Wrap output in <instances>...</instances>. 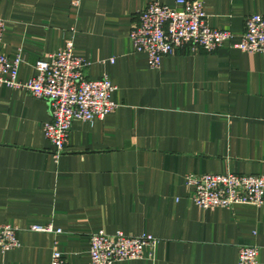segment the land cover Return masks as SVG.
Segmentation results:
<instances>
[{"label": "crops", "instance_id": "crops-1", "mask_svg": "<svg viewBox=\"0 0 264 264\" xmlns=\"http://www.w3.org/2000/svg\"><path fill=\"white\" fill-rule=\"evenodd\" d=\"M153 1L175 6L0 0V51L21 52L18 79L72 40L89 63L86 77L107 74L117 104L102 119H74L55 159L42 131L47 102L0 85V224L17 228L19 240L0 251V264H49L54 241L66 264H91L89 235L98 228L157 239L153 259L115 264H237L243 244L256 246L264 264V202L202 209L185 184L188 173H264V54L230 46L248 14H264V0H200L230 42L212 52L184 47L157 68L129 40L137 12Z\"/></svg>", "mask_w": 264, "mask_h": 264}, {"label": "built area", "instance_id": "built-area-1", "mask_svg": "<svg viewBox=\"0 0 264 264\" xmlns=\"http://www.w3.org/2000/svg\"><path fill=\"white\" fill-rule=\"evenodd\" d=\"M137 18L129 31V40L134 52L145 53L151 68H157L163 56L184 47L212 52L232 38L229 30L208 24L200 0H175V6L149 2L137 12ZM4 28L5 22L0 17V41ZM230 46L247 53L264 54V14H248L244 18L240 39ZM21 60L20 51L13 56L0 51V85L23 89L47 102L49 114L42 131L53 147L55 159L65 151L74 119L87 122L102 119L117 107L111 98L115 86L108 75L87 78L85 70L89 63L73 52L72 40L48 54L47 59L36 60L35 74L26 80L18 79ZM108 61L112 63L114 60L110 58ZM185 184L192 188L190 201L202 209L229 208L237 204L260 206L264 202V173H188ZM30 230L60 232L51 224H33ZM156 242L152 234L132 235L121 230L108 233L98 228L89 235L90 263L115 264L153 259ZM18 245L17 228L0 224V251ZM49 264H66L55 241ZM237 264H257V247L239 246Z\"/></svg>", "mask_w": 264, "mask_h": 264}]
</instances>
